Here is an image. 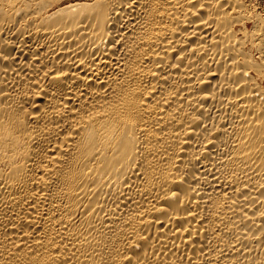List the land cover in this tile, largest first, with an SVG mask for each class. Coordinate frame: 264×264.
<instances>
[{
  "label": "bare ground",
  "instance_id": "obj_1",
  "mask_svg": "<svg viewBox=\"0 0 264 264\" xmlns=\"http://www.w3.org/2000/svg\"><path fill=\"white\" fill-rule=\"evenodd\" d=\"M253 0H0V264H264Z\"/></svg>",
  "mask_w": 264,
  "mask_h": 264
},
{
  "label": "rangeland",
  "instance_id": "obj_2",
  "mask_svg": "<svg viewBox=\"0 0 264 264\" xmlns=\"http://www.w3.org/2000/svg\"><path fill=\"white\" fill-rule=\"evenodd\" d=\"M253 1L256 7H258L257 9L260 11V14H262L261 16L263 18L264 17V0H253Z\"/></svg>",
  "mask_w": 264,
  "mask_h": 264
}]
</instances>
